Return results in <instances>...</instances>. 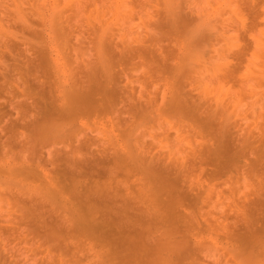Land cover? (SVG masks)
Listing matches in <instances>:
<instances>
[{"label":"rangeland","instance_id":"obj_1","mask_svg":"<svg viewBox=\"0 0 264 264\" xmlns=\"http://www.w3.org/2000/svg\"><path fill=\"white\" fill-rule=\"evenodd\" d=\"M0 264H264V0H0Z\"/></svg>","mask_w":264,"mask_h":264}]
</instances>
